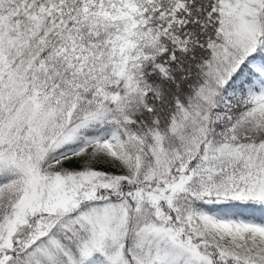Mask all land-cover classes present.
<instances>
[{
    "label": "snow or ice",
    "instance_id": "6c2138e0",
    "mask_svg": "<svg viewBox=\"0 0 264 264\" xmlns=\"http://www.w3.org/2000/svg\"><path fill=\"white\" fill-rule=\"evenodd\" d=\"M0 264H264V0H0Z\"/></svg>",
    "mask_w": 264,
    "mask_h": 264
}]
</instances>
